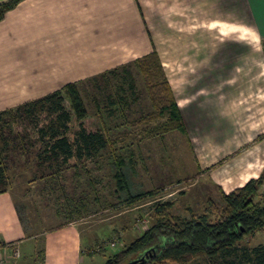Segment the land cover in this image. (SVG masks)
<instances>
[{
  "label": "crops",
  "instance_id": "1",
  "mask_svg": "<svg viewBox=\"0 0 264 264\" xmlns=\"http://www.w3.org/2000/svg\"><path fill=\"white\" fill-rule=\"evenodd\" d=\"M228 2L256 24L250 39L222 43L213 57L212 16L218 3L215 8L224 12L222 0H16L0 19V111L132 63L154 49L162 64L172 63L176 70L166 75L196 172L225 193L242 186L264 175V0ZM198 30L206 33L203 41ZM182 32L191 35L182 39ZM166 33L179 49L171 62L164 58L171 46ZM214 62L220 67L213 72L197 71ZM26 227L10 192L1 191V257L11 264H80L89 257L73 223L42 235L29 234ZM36 249L38 254L42 249V260Z\"/></svg>",
  "mask_w": 264,
  "mask_h": 264
},
{
  "label": "rangeland",
  "instance_id": "2",
  "mask_svg": "<svg viewBox=\"0 0 264 264\" xmlns=\"http://www.w3.org/2000/svg\"><path fill=\"white\" fill-rule=\"evenodd\" d=\"M222 1L224 12L221 13L218 8H215L220 4L218 3L214 7L212 16L213 32L210 40H212L213 57L217 56L216 51L221 49L217 46L222 43L226 44L233 39L235 41L250 39L251 29L256 24L253 22V17L236 11L233 8L234 2ZM201 28L204 29V26ZM200 31L196 33L203 41L206 33ZM248 33L249 36H247ZM166 35V43L171 46H166L164 49V58L171 62L173 51L179 49H174L172 46V33H166ZM188 35L191 34L182 32L181 38L187 39ZM180 50H182L181 59H183L187 55L188 47ZM160 65L166 78V71L176 73L172 63L162 64L160 60ZM218 65L219 63L214 62V64L208 63L202 68H196L197 71L208 74L216 70V67H220ZM126 66L133 80L131 88L128 79H123L125 73L123 66L117 67L115 74H107L106 78V75L102 74L96 79L86 78L79 83V90L87 103V109L97 114L96 124L106 131L112 147L105 153L108 159L103 160L100 169L91 167L90 172L94 183L87 182L88 179L82 172L76 176L72 168L61 175L54 176L51 183L49 181L46 183L45 179L39 176V171L33 162V147L29 150L30 154L27 153L25 156L29 160L19 156L17 163H12V168L8 169L10 177L5 188L13 197L15 207L19 206L21 217L29 229L28 233L42 235L44 232L54 230L56 227L53 226L58 224L73 223L82 237V247L90 250L89 257L85 256L80 264H104L109 256L142 235L154 221V206L157 202L170 201V212L183 218H188L191 214L207 212L210 210L209 207H212L210 201L216 204L223 203L222 191L218 184L196 172L198 167L187 136L182 129L145 136V129L151 128L161 119L150 115L155 109L154 104L137 64L132 61ZM177 68L179 71L181 65L178 64ZM107 93L115 99L125 96L127 101H122L120 104L117 102L112 106L110 115L102 107ZM94 99L100 100L101 108H94ZM117 156H121L124 163L121 166L125 172V183L129 181L130 184L125 190L118 188L114 178L117 171L115 165ZM129 161L133 163V166ZM85 178L86 182H84ZM121 186H125L124 182ZM129 190L132 194L151 190L155 193L141 200L125 202L123 199L127 197L126 192ZM70 201L73 202L72 204L75 201L86 204L83 205L82 213L66 218L63 210L60 212L61 210L58 211L57 207L63 209L64 205L68 206ZM16 210L18 211L17 208ZM41 235L37 238L39 241L42 239ZM112 240L115 242L114 248L109 246ZM101 242L104 243L102 248L98 247ZM29 243L26 242V249ZM238 245L239 248L264 245V229L244 235ZM37 251L36 249V258H38ZM135 257V255L126 256L118 264H127ZM23 262L27 263L22 261L21 264ZM36 264L39 262L37 261ZM188 264H208V259L204 254H199Z\"/></svg>",
  "mask_w": 264,
  "mask_h": 264
},
{
  "label": "trees",
  "instance_id": "3",
  "mask_svg": "<svg viewBox=\"0 0 264 264\" xmlns=\"http://www.w3.org/2000/svg\"><path fill=\"white\" fill-rule=\"evenodd\" d=\"M15 2L16 0H9L0 3V19ZM262 49L264 52V39ZM134 62L146 81L154 104L155 109L150 115L161 119L151 128L145 129V136L163 134L178 128L186 134L156 50L152 49ZM115 69L102 74L106 78L107 74H115ZM122 69L125 72L123 79H128L129 87H133L128 67L123 65ZM122 101L127 102L125 96L115 99L107 93L104 96L103 110L110 115L112 106ZM93 102L94 108H101L99 99H94ZM96 116L97 114L87 109V103L79 90V82L76 81L66 83L41 97L1 110L0 192L6 190L10 177L8 169L12 168V163L16 164L19 156L25 157L32 147L33 162L39 176L46 183H51L54 176L63 174L69 168L73 169L76 176L80 172L84 173L87 182L94 183L91 167L100 169L103 160L108 159L105 153L112 148L106 131L96 124ZM25 158L29 160L28 157ZM115 159L117 171L114 178L118 188L125 190L130 184L124 180L125 172L121 166L124 163L121 156ZM130 165L133 166V163ZM36 176L38 177L37 174ZM122 182L125 186H121ZM129 192H126L127 197L123 199L125 202L141 200L155 193L154 190L135 194ZM221 193L222 204L210 201V210L197 215L191 214L188 218L173 215L170 212V201L157 202L154 206V221L148 229L123 249L109 256L104 264H118L126 256L137 257L145 250L147 252L142 264H188L199 254L206 256L208 264H264V245L252 248H239L238 245L244 235L264 229V175L251 178L242 186ZM66 196L68 197L67 194ZM72 203L70 201L69 205ZM84 204L86 203L75 201L71 206L64 205L63 209H57L60 212L63 210L64 217L70 218L82 213ZM16 208L25 227L19 206L16 205ZM103 246V242L98 244L100 248ZM42 255L41 249L38 259L42 260Z\"/></svg>",
  "mask_w": 264,
  "mask_h": 264
},
{
  "label": "built area",
  "instance_id": "4",
  "mask_svg": "<svg viewBox=\"0 0 264 264\" xmlns=\"http://www.w3.org/2000/svg\"><path fill=\"white\" fill-rule=\"evenodd\" d=\"M3 245V243L0 241V247ZM5 245V244H4ZM115 242L112 240L109 242V246L114 248ZM19 252L17 248H14L12 250V257L15 259L16 257H18ZM0 264H11L10 261H8L7 259L3 258L0 256Z\"/></svg>",
  "mask_w": 264,
  "mask_h": 264
},
{
  "label": "water",
  "instance_id": "5",
  "mask_svg": "<svg viewBox=\"0 0 264 264\" xmlns=\"http://www.w3.org/2000/svg\"><path fill=\"white\" fill-rule=\"evenodd\" d=\"M146 252L147 250H145L141 255L129 260L127 264H142L144 262Z\"/></svg>",
  "mask_w": 264,
  "mask_h": 264
}]
</instances>
